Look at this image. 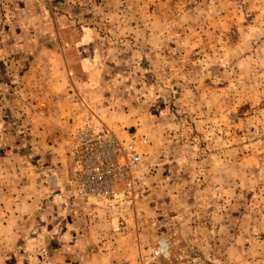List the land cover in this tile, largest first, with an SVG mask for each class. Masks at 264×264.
<instances>
[{"label": "rangeland", "instance_id": "1", "mask_svg": "<svg viewBox=\"0 0 264 264\" xmlns=\"http://www.w3.org/2000/svg\"><path fill=\"white\" fill-rule=\"evenodd\" d=\"M0 14L2 30L25 36L24 68L35 48L90 35L102 110L89 113L74 85L63 97L119 137L134 133L144 156L121 230L74 196L67 166L55 193L0 166L22 175L5 190L20 183L23 199L0 204L26 237L0 217V264H264V0H0Z\"/></svg>", "mask_w": 264, "mask_h": 264}, {"label": "crops", "instance_id": "2", "mask_svg": "<svg viewBox=\"0 0 264 264\" xmlns=\"http://www.w3.org/2000/svg\"><path fill=\"white\" fill-rule=\"evenodd\" d=\"M3 20L4 16L0 14V22ZM20 36H23L22 32H9L0 27V166L31 170L34 174L28 175L30 182L38 185L48 181L55 193L58 191L59 179L65 172L64 167L69 168L71 176L70 147L75 126L85 119H94L96 114L92 111L99 114L102 110L103 106L99 103L104 95L102 91L106 86V75L101 68L98 49L93 45L94 40L85 31H79V41L74 46L62 39L59 46L51 44L35 48L31 51L33 57L27 68L23 67V60L28 47L23 42L25 36ZM69 85L77 88L87 104L91 103L88 105L93 110L90 109L89 113L94 116L85 112L86 109L81 112L76 103L72 104V99L75 101L73 94L68 98L63 97ZM41 103L45 108L40 110L38 107ZM116 125L117 128L121 127L119 123ZM25 150L29 151V156L24 158L22 152ZM9 176L6 177L4 169H0V181L5 184V188L0 191V201L5 204L8 203L6 199L9 202L13 198L21 200L25 195L24 187L20 184L23 181L22 175L19 177L13 172ZM17 180H20V187L14 190L13 195L6 194L9 183ZM40 190L37 191L39 195L43 194V189ZM4 209L0 204L3 229L21 232H18L17 239L22 246L26 245V237L22 235L25 233L23 227L9 223L4 225V221L9 219L5 218L4 214L8 213ZM37 228H40V224ZM41 244L51 249L50 241ZM53 256L49 254L46 257L40 253L37 258L53 261ZM260 262L257 257L254 264Z\"/></svg>", "mask_w": 264, "mask_h": 264}, {"label": "built area", "instance_id": "3", "mask_svg": "<svg viewBox=\"0 0 264 264\" xmlns=\"http://www.w3.org/2000/svg\"><path fill=\"white\" fill-rule=\"evenodd\" d=\"M71 184L80 199H94L116 219L114 229L121 230L125 213L137 200L140 184L137 172L144 156L135 134L119 137L99 119H85L72 134ZM168 253L165 241L155 250L158 256Z\"/></svg>", "mask_w": 264, "mask_h": 264}]
</instances>
